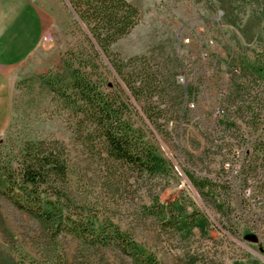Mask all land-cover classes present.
I'll return each instance as SVG.
<instances>
[{
    "label": "rangeland",
    "instance_id": "obj_1",
    "mask_svg": "<svg viewBox=\"0 0 264 264\" xmlns=\"http://www.w3.org/2000/svg\"><path fill=\"white\" fill-rule=\"evenodd\" d=\"M129 1L141 20L111 46V59L126 72L156 71L141 102L110 59L95 55L69 2L42 0L49 29L11 78L10 115L0 134V264H142L93 236L104 230L109 237L115 226L154 264L264 259V0ZM71 63L105 92L125 99L126 89L125 116L157 146L167 172L148 176L120 165L114 175L101 131L79 122L83 113L62 97ZM148 106L160 127L147 119ZM88 129L96 133L88 136ZM38 139L66 147L65 212L87 221L84 241L66 222L57 231L4 192L8 176L12 187L18 183L25 143ZM189 174L218 185L223 211ZM181 207L207 220L187 229L173 218Z\"/></svg>",
    "mask_w": 264,
    "mask_h": 264
},
{
    "label": "trees",
    "instance_id": "obj_2",
    "mask_svg": "<svg viewBox=\"0 0 264 264\" xmlns=\"http://www.w3.org/2000/svg\"><path fill=\"white\" fill-rule=\"evenodd\" d=\"M67 1L83 24L85 37L95 55L101 57L103 52L110 59L129 93L136 101L141 102L146 92L145 87L151 84L156 71L148 66L135 71L136 73L126 72L124 66L117 65L111 59L110 49L139 24L140 9L129 0ZM69 66L71 70L69 84L62 92V97L83 113L82 121L79 122L88 121L96 130L101 131L102 144L108 158L106 163L112 165L110 169L114 170V175L118 174L116 172L120 165L134 167L148 176L167 172L170 167L157 146L152 140L141 136V129L134 128L130 118L125 116L121 105L129 98L126 89L120 88L125 99L114 96L113 92L100 89L88 72L82 71L72 63ZM147 102L148 105L151 104L150 99H147ZM144 113L152 125L160 127L159 118L153 114L149 106L144 109ZM95 129H92L93 131L88 129V136L96 133ZM20 167L19 180L15 187L9 184L13 179L7 177L5 194H8L18 208L56 228L57 231L61 230L66 222L71 227L69 230L84 241L87 221L74 218L66 213L68 211L65 212V203L69 195L63 185L69 182L70 165L64 143L57 139L27 141L21 153ZM189 175L206 200H210L215 207L223 211L226 205L216 193L218 185L210 179L198 181L194 175ZM49 187L54 188L55 192H50ZM181 210L179 216L173 218L176 223L187 229L200 226L207 220L205 215L195 210L191 213H188L185 207H181ZM93 236L106 240L108 238V242L117 244L142 264H154L155 259L145 256L138 242L126 238V234L117 226L110 232L109 237L105 235L104 230L103 233L96 232ZM14 264L27 263L18 260Z\"/></svg>",
    "mask_w": 264,
    "mask_h": 264
},
{
    "label": "crops",
    "instance_id": "obj_3",
    "mask_svg": "<svg viewBox=\"0 0 264 264\" xmlns=\"http://www.w3.org/2000/svg\"><path fill=\"white\" fill-rule=\"evenodd\" d=\"M49 22L42 0H0V134L11 109V78L40 47ZM231 264H264L242 258Z\"/></svg>",
    "mask_w": 264,
    "mask_h": 264
},
{
    "label": "water",
    "instance_id": "obj_4",
    "mask_svg": "<svg viewBox=\"0 0 264 264\" xmlns=\"http://www.w3.org/2000/svg\"><path fill=\"white\" fill-rule=\"evenodd\" d=\"M250 240L257 242L259 241V238L257 236H253L250 238ZM260 250L263 251V248L261 247Z\"/></svg>",
    "mask_w": 264,
    "mask_h": 264
},
{
    "label": "built area",
    "instance_id": "obj_5",
    "mask_svg": "<svg viewBox=\"0 0 264 264\" xmlns=\"http://www.w3.org/2000/svg\"><path fill=\"white\" fill-rule=\"evenodd\" d=\"M46 39H49L50 38V35L47 34V36L45 37ZM182 79V78H181Z\"/></svg>",
    "mask_w": 264,
    "mask_h": 264
}]
</instances>
